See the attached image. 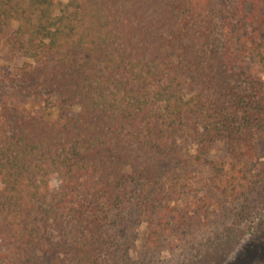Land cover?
<instances>
[{"label":"trees","instance_id":"obj_1","mask_svg":"<svg viewBox=\"0 0 264 264\" xmlns=\"http://www.w3.org/2000/svg\"><path fill=\"white\" fill-rule=\"evenodd\" d=\"M0 47V264L264 244V0H0Z\"/></svg>","mask_w":264,"mask_h":264},{"label":"rangeland","instance_id":"obj_2","mask_svg":"<svg viewBox=\"0 0 264 264\" xmlns=\"http://www.w3.org/2000/svg\"><path fill=\"white\" fill-rule=\"evenodd\" d=\"M69 0H57L60 3H67ZM4 54L0 47V65H3ZM22 59L16 61L21 64ZM261 159L264 160V140L261 141ZM255 212L251 214V219L257 212H264V187L260 195L253 201ZM231 221V220H230ZM220 225V223H219ZM219 228H222L219 226ZM264 230V227L260 228ZM123 243L128 250L130 260L134 264H264V244H257L250 248L246 244V230L238 231L231 237L225 239L209 255L200 262H193L189 256L171 253L167 249L161 252H152L147 249L146 237L147 229L145 224L133 226L122 233ZM264 237V233H263ZM255 241H258L256 239Z\"/></svg>","mask_w":264,"mask_h":264}]
</instances>
